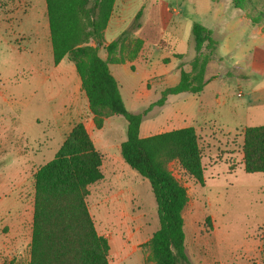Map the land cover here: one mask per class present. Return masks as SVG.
I'll list each match as a JSON object with an SVG mask.
<instances>
[{
	"label": "rangeland",
	"instance_id": "1",
	"mask_svg": "<svg viewBox=\"0 0 264 264\" xmlns=\"http://www.w3.org/2000/svg\"><path fill=\"white\" fill-rule=\"evenodd\" d=\"M165 2L181 13L180 31L164 26ZM252 2L255 7L245 11L235 8L231 0H150L137 33L145 41L148 61L127 72L119 68L116 73L113 68L126 107L148 110L143 127H150L154 135L179 126L175 119L168 120L167 113L162 115L165 104L151 106L162 97L164 83L159 75L168 68L162 57L171 55L159 49L161 42L192 60L196 55L192 26L199 22L212 31L218 45L207 68L210 85L205 96L188 93L177 104L183 113L179 124L194 127L198 136L205 185L188 175L178 161L168 164L187 189L185 244L193 264H264V173H247L242 159L245 127L264 124V97L255 101L251 94V89L264 86V16L258 14L264 13V0ZM141 6L139 0L132 1L121 13L125 22L121 26L113 22L106 38L126 29ZM175 31L178 38L171 37ZM48 32L45 0H0V264H30L35 174L63 143L56 115L76 103L83 107V100H88L72 78V67L79 78L75 64L68 59L63 66L54 64ZM35 47L41 49L40 63L34 57ZM215 91L221 103L213 100ZM86 99L88 109L75 125L86 124L95 137L110 119L102 142L118 141L120 130L127 138L122 117L106 118L98 128ZM201 100L208 105L199 114ZM16 127L26 130L25 146ZM17 152L27 155L26 160L11 164ZM33 152L42 156L34 159ZM126 165L133 172L121 167L115 174L106 170L107 178L89 187V210L100 235L128 243L129 256L119 264H157L148 244L159 228L156 200L149 181ZM108 260L114 264L111 246Z\"/></svg>",
	"mask_w": 264,
	"mask_h": 264
},
{
	"label": "trees",
	"instance_id": "2",
	"mask_svg": "<svg viewBox=\"0 0 264 264\" xmlns=\"http://www.w3.org/2000/svg\"><path fill=\"white\" fill-rule=\"evenodd\" d=\"M115 1L45 0L54 64L64 59L75 64L98 128H102L106 118L126 120L122 157L149 181L157 204L159 228L148 242L157 264H193L186 253L183 217L188 193L169 171L168 164L178 161L188 175L204 186L198 136L194 127L140 136L148 110L127 109L109 64L139 54L143 41L133 35L141 27L143 8L116 39L105 44L104 32ZM231 1L240 10L255 7L252 0ZM258 14L264 16L263 11ZM251 21L256 22L254 18ZM192 34L196 55L191 71L182 69L179 83L165 88L162 97L151 106L164 105L169 95L203 91L206 69L218 45L212 31L199 22L193 23ZM102 46L107 59L99 54ZM242 154L247 173H264V124L245 127ZM102 165V153L96 149L85 125L78 123L54 158L38 169L30 264H109V241L97 232L87 203L89 187L104 178Z\"/></svg>",
	"mask_w": 264,
	"mask_h": 264
},
{
	"label": "crops",
	"instance_id": "3",
	"mask_svg": "<svg viewBox=\"0 0 264 264\" xmlns=\"http://www.w3.org/2000/svg\"><path fill=\"white\" fill-rule=\"evenodd\" d=\"M132 1H134V0H116L115 1L114 8H113V11H112L108 26H107V28H106V30L104 32L105 44L110 43L111 41L116 39L125 30V29L123 31L122 30H118L120 32H116L115 34H113L112 38H110V39L106 38L107 31L112 26L113 22H116V24L118 26H121L122 23L125 22V20L122 19L121 13H123L125 11V9L132 3ZM139 1H140L141 5H142L140 7V9L143 8V15H142V18H141V27L134 33L133 37L141 39L143 41V47L140 50V52H139V54L137 55L136 58L129 59V57H127L126 54H125L126 57H125L124 62L110 63L109 64V69H110L111 73L114 75V77L116 78L117 81H118V78H117L115 72L116 73H120V72H118L119 68H121L124 72H127V68H131V69L133 68L134 69L136 64L141 63L142 61H144V62L148 61V58H146L145 41L142 38L138 37L137 33L142 28V23H143V17H144V14H145V9L148 8L150 0H139ZM161 13H162V17L164 19V26L166 28L169 29V27L172 26V27L175 28V30H179L180 31V28L182 27L181 26L182 25V22H181L182 17L178 18V16L181 15V13H179V10L175 9L172 5H170L169 3L165 2L163 4V6H162ZM46 15H47V8H46ZM133 19H132V21H133ZM131 22H130V24H131ZM47 26H48V30H49L48 15H47ZM178 35L179 34H177V31H175V34L171 33V37H173V38L174 37L178 38L179 37ZM47 36H48V52L51 51L52 52V56H53L52 44H51V41H50V32H48ZM102 49L104 50L105 55L103 57L101 55L100 56L103 59H107L108 55H107L104 47H102ZM159 49L161 51H169V52H171V55H166V56L162 57V62L165 65L168 66V68L162 74L159 75V76L163 77V79L160 82V83H164V87L161 90V92H162L165 88L175 86L176 84L179 83L182 69L187 71V72L191 71V62H192V60L194 58L192 60H188L185 57L184 53L177 52L175 50V48H172L165 41L161 42V44L159 46ZM34 51H35V56L34 57L37 60V62L40 63L41 62L40 58H42L40 47H39V49L37 47H35ZM173 58L175 60H173ZM65 60L66 59L62 60L58 65L63 66V64H65V62H66ZM211 60H210V62H211ZM209 63H208V65H209ZM118 66H121V67H118ZM113 68H114L115 72H114ZM207 68H208V66H207ZM70 70H71V74H72V78H73L74 82L78 83V84H81L80 77L77 78L73 74V72H74L73 71L74 70L73 67L70 68ZM206 72H207V69H206ZM205 80H206L207 83H206L203 91L200 92V93L194 94V93H191V92H182V93H179V94L169 95L167 97L165 105L162 106V115L167 113L166 116H168V120L169 121H171V120L173 121L174 119L176 120V123L179 126H177V128H174V129L186 128L187 127V126H183V125L179 124L180 123V119L179 118L182 117L183 113H182V109L178 108L177 104H181V100H183L185 98L183 96H186V94H188V93H191L193 95H199L200 98H202V96H205V94L207 92V88L210 85V80L206 79V75H205ZM118 84H119V81H118ZM119 87H120V84H119ZM66 92H67V90H66ZM120 93H121V87H120ZM251 94L254 95V97H255L254 100L255 101H261L262 98L264 97V86L261 87V88H258L257 90L255 88L251 89ZM72 95H73V93H72ZM85 99L83 100L84 101L83 102V107L80 106V103H76V104H74L73 108L70 111H68L66 113H63V114H60V115H56L57 132H60L62 134L64 133L63 141L65 140L67 135L71 132V130H72L73 126L75 125V123H77L78 121L81 120L82 116L84 115V111L88 109V103H87V107H86V105H84L85 104ZM213 100H215L216 103H221L222 102V97L219 96L217 91H215V93H214ZM87 101L88 100L86 99V102ZM209 103H211V102H209ZM207 105H208V101L201 100V102L198 105V113L199 114L202 113L203 110L205 109V106H207ZM130 111H132V110H130ZM137 111H142V110L138 109V110H135V111H132V112H137ZM171 116H172V118H171ZM109 120L110 119H108V121L105 123V125H104V127L102 129L97 130L98 132L94 133L96 138L93 137V134H91V132L89 131V128L86 126L89 134L91 135V137H92V139L94 141V144H95L96 148L99 151H101V153L103 155L102 170H103V173H104V178L101 181H99V182H103L107 178V175L105 174L106 170L108 172L112 173V174L118 173L119 172V167L124 168V169L127 168V170L131 171L130 169H128V167L126 165L127 163L124 161V159L122 157V154H121V144L126 140V138L122 134V130L119 131L120 139L118 141L102 142V136L104 134L103 131L105 129V126L108 125ZM173 122H175V121H173ZM116 129H117V127H116ZM17 131H18V138L19 139L23 138V140H24L23 141V145L25 146L26 145V138H27L26 137L25 128H23V127H20V129L17 128ZM151 135H153L151 133V128L150 127H143V121H142L141 126H140V136L141 137H148V136H151ZM96 139H98V141ZM36 153L37 152H33L31 157L35 159L36 156H42V155H37ZM21 158H23V159H21ZM26 158H27V155H25V154L23 155L20 152H17L15 155H12V159L9 160V161H10L11 164L12 163L13 164H15V163L19 164L21 162H24L26 160ZM131 172H133V171H131ZM109 241H110V246H111V252H112V255L114 256V260H115L114 264L122 263L123 260L126 259L129 256L127 254V252H126V250L128 249V243H122L121 241L118 242V240H116V239L109 240Z\"/></svg>",
	"mask_w": 264,
	"mask_h": 264
},
{
	"label": "built area",
	"instance_id": "4",
	"mask_svg": "<svg viewBox=\"0 0 264 264\" xmlns=\"http://www.w3.org/2000/svg\"><path fill=\"white\" fill-rule=\"evenodd\" d=\"M239 95H241V94H239Z\"/></svg>",
	"mask_w": 264,
	"mask_h": 264
}]
</instances>
